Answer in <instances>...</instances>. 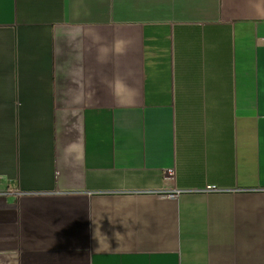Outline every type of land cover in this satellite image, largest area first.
<instances>
[{"label": "crops", "instance_id": "0c3cea01", "mask_svg": "<svg viewBox=\"0 0 264 264\" xmlns=\"http://www.w3.org/2000/svg\"><path fill=\"white\" fill-rule=\"evenodd\" d=\"M0 264H264V0H0Z\"/></svg>", "mask_w": 264, "mask_h": 264}, {"label": "built area", "instance_id": "2783aa9c", "mask_svg": "<svg viewBox=\"0 0 264 264\" xmlns=\"http://www.w3.org/2000/svg\"><path fill=\"white\" fill-rule=\"evenodd\" d=\"M171 174V171H168ZM177 193H179L178 191H176L175 195H177Z\"/></svg>", "mask_w": 264, "mask_h": 264}]
</instances>
